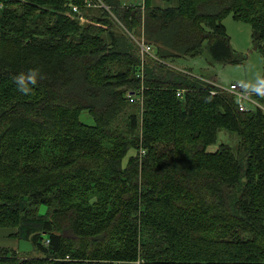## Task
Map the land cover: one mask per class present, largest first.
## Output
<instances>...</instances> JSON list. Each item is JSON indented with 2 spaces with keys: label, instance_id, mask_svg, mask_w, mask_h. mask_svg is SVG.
<instances>
[{
  "label": "trees",
  "instance_id": "obj_1",
  "mask_svg": "<svg viewBox=\"0 0 264 264\" xmlns=\"http://www.w3.org/2000/svg\"><path fill=\"white\" fill-rule=\"evenodd\" d=\"M100 1L154 57L84 0H0V230L38 255L0 264H264V0ZM228 14L263 57L262 108L169 65L242 64Z\"/></svg>",
  "mask_w": 264,
  "mask_h": 264
},
{
  "label": "rangeland",
  "instance_id": "obj_2",
  "mask_svg": "<svg viewBox=\"0 0 264 264\" xmlns=\"http://www.w3.org/2000/svg\"><path fill=\"white\" fill-rule=\"evenodd\" d=\"M158 2L161 0H157ZM123 3L130 5L142 4L143 0H122ZM113 14V13H112ZM75 20L76 17H72ZM83 19V16H82ZM78 20V19H77ZM80 24H83L82 20H78ZM222 24L226 30V34L229 37L231 48L244 55L245 61L240 65H220L207 63V55L201 54L196 57L178 58L169 65L179 70L190 71L191 75H194L201 79H212L215 82L214 87L219 89H228L231 83H241L244 86V91L248 92L253 98L255 93H261L259 89V83L263 70V57L261 53L254 49L251 43V29L250 25L245 22L236 21L231 14L226 15L222 19ZM118 26V25H117ZM120 27V26H119ZM121 28V27H120ZM123 31V29L121 28ZM209 84V83H208ZM211 85V84H210ZM213 86V85H212ZM221 89V90H222ZM223 91V90H222ZM214 92V91H212ZM212 95V94H211ZM251 108L250 106H248ZM264 110V109H263ZM85 119L83 122L91 124L92 121L84 114L82 116ZM81 118V119H82ZM218 144H234V138L232 135L226 132H221L218 135ZM217 151V146H211L207 149V153L213 154ZM143 155V154H142ZM46 208L41 206L38 210L39 215H44ZM240 226H243L242 224ZM12 230H0V246L8 247L15 250L22 256H38L34 253L31 244L27 241H18L11 239L7 236L13 233ZM69 258L66 257L65 260Z\"/></svg>",
  "mask_w": 264,
  "mask_h": 264
},
{
  "label": "built area",
  "instance_id": "obj_3",
  "mask_svg": "<svg viewBox=\"0 0 264 264\" xmlns=\"http://www.w3.org/2000/svg\"><path fill=\"white\" fill-rule=\"evenodd\" d=\"M84 4H85L86 8H95V7L96 8H102L110 14L111 19L118 25V27L120 26L123 29V32H125L128 35V37L133 41V43L137 46L141 65H143V61L145 60L146 57H154V47L152 45L148 44L144 40L143 36L135 37V36H133V34L131 32H128L123 27V25L120 23V21L115 17V15L112 14V12L108 6H106L100 0H84ZM68 14L72 17H77L79 19L82 18V13L79 11V9H77L74 6L71 7V12ZM141 69H142V67H141ZM208 83L213 85V87L215 85V83H211V82H208ZM219 88H217V89H219ZM222 90L224 92H227V93L233 95V97L236 100L238 110L240 112H246L249 109V107L247 106L248 104L251 105L250 106L251 108H254V107L255 108L256 107L262 108L258 103H256L253 100V98H251V95L248 94V92L244 91V86L241 83L231 84V85H229L228 89H222ZM211 94L214 95L215 91L212 92ZM177 95L181 96L182 92H177ZM127 96H128L127 98H129L130 102H132L134 99H137L134 94L129 93Z\"/></svg>",
  "mask_w": 264,
  "mask_h": 264
},
{
  "label": "crops",
  "instance_id": "obj_4",
  "mask_svg": "<svg viewBox=\"0 0 264 264\" xmlns=\"http://www.w3.org/2000/svg\"><path fill=\"white\" fill-rule=\"evenodd\" d=\"M152 1H153V5H155V6H157V5H163V4L161 3V1H159V2H158L157 0H152ZM76 19H78V20H82V21L84 22V19H82V18L79 19V18L76 17ZM231 84H234V83H231ZM231 84H230V85H231ZM247 106H251V105L248 104Z\"/></svg>",
  "mask_w": 264,
  "mask_h": 264
},
{
  "label": "bare ground",
  "instance_id": "obj_5",
  "mask_svg": "<svg viewBox=\"0 0 264 264\" xmlns=\"http://www.w3.org/2000/svg\"><path fill=\"white\" fill-rule=\"evenodd\" d=\"M143 152V151H142ZM142 154V153H141Z\"/></svg>",
  "mask_w": 264,
  "mask_h": 264
}]
</instances>
